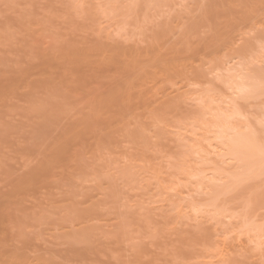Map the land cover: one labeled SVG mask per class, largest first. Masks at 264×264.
<instances>
[{
    "label": "rangeland",
    "instance_id": "obj_1",
    "mask_svg": "<svg viewBox=\"0 0 264 264\" xmlns=\"http://www.w3.org/2000/svg\"><path fill=\"white\" fill-rule=\"evenodd\" d=\"M263 155L264 0H0V264H264Z\"/></svg>",
    "mask_w": 264,
    "mask_h": 264
},
{
    "label": "bare ground",
    "instance_id": "obj_2",
    "mask_svg": "<svg viewBox=\"0 0 264 264\" xmlns=\"http://www.w3.org/2000/svg\"><path fill=\"white\" fill-rule=\"evenodd\" d=\"M237 87H239V90H241V91H245L247 88H249L250 87V85H248V84H246V83H244V85L243 84H241L240 86H239V84H238V86ZM231 116V115H230ZM229 116V117H230ZM226 117V116H225ZM222 117V119H223V121H222V123H221V125L220 126H222L223 128H225V126L227 127V125H228V123L226 124V121H230L231 119L229 118V117ZM221 119V120H222ZM230 119V120H229ZM225 120V121H224ZM230 128H232V127H230ZM225 129H227V128H225ZM230 130H233V128L232 129H230ZM243 136V135H242ZM247 136V135H246ZM233 139V138H232ZM234 144H233V146H232V144H231V152H233L232 153V155L233 156H235L236 154H238L240 157L241 156H243L242 158L244 159H247V158H250V157H252V158H254L255 156H256V158L258 157L256 154V152L254 151V146H253V144H252V141L250 140V138L249 137H244L243 136V138H238V136H237V138H235L234 137ZM254 142H255V140H254ZM254 145L256 146L257 145V143L255 144L254 143ZM258 147V146H257ZM260 154H261V152H260ZM264 156V155H263ZM261 159V158H260ZM263 159V158H262ZM259 161V160H258ZM245 162H246V160H245ZM247 162H248V159H247ZM262 165V164H261Z\"/></svg>",
    "mask_w": 264,
    "mask_h": 264
}]
</instances>
